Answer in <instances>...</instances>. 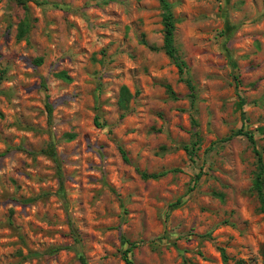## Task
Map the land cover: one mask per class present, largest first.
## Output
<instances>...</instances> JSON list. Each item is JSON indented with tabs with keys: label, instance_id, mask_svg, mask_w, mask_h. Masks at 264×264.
<instances>
[{
	"label": "rangeland",
	"instance_id": "obj_1",
	"mask_svg": "<svg viewBox=\"0 0 264 264\" xmlns=\"http://www.w3.org/2000/svg\"><path fill=\"white\" fill-rule=\"evenodd\" d=\"M168 1L183 74L159 0H0V264H264V0Z\"/></svg>",
	"mask_w": 264,
	"mask_h": 264
},
{
	"label": "trees",
	"instance_id": "obj_2",
	"mask_svg": "<svg viewBox=\"0 0 264 264\" xmlns=\"http://www.w3.org/2000/svg\"><path fill=\"white\" fill-rule=\"evenodd\" d=\"M15 2H17L18 4L27 7L29 2H34L36 4H39V0H14ZM163 10H164V24H165V35H164V49L166 50L168 56L170 57V59L174 62V64L176 65V67L178 68V71L180 72V74H183L185 71V67H186V62L181 60L178 53H177V49L175 46V41H174V31H175V21L173 19V13H172V5L168 0H159ZM23 34H19V37H22ZM64 79L66 80H70V77L67 75L66 72H62L61 75ZM191 88L193 89V86H191ZM167 90L169 91V93L172 96H175V92L173 91V89L171 88L170 85L167 86ZM124 94L129 95V92L126 88H124ZM48 108V116L49 118H51L52 116V112H53V107L52 105L48 104L47 105ZM242 130H239L237 133H242ZM72 137H74V134L70 135L71 139ZM251 141L253 143H255L253 135L249 136ZM44 153H46L47 155L53 157L55 160H57V152H56V145L54 142H50V144L48 145V147L44 150ZM124 153V151H123ZM257 155L259 156V162L261 164V168L260 170L257 172L256 174V178L254 180V188L257 190V192L259 193L261 199H262V203H263V210H264V193H263V188H264V164H263V160H262V155L260 152H257ZM125 159L126 156H125ZM167 172H160V173H147V172H142V176L144 178H158L162 175H165ZM134 246V244L131 245V247H129L128 249H126L123 252V259L126 262V264H134L133 260L130 258L129 253L132 249V247ZM81 260L83 264H86L84 257L81 256ZM186 264H196V263H186Z\"/></svg>",
	"mask_w": 264,
	"mask_h": 264
}]
</instances>
